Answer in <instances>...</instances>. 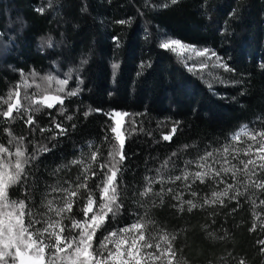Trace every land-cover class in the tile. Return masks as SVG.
I'll return each instance as SVG.
<instances>
[{
  "label": "trees",
  "instance_id": "obj_1",
  "mask_svg": "<svg viewBox=\"0 0 264 264\" xmlns=\"http://www.w3.org/2000/svg\"><path fill=\"white\" fill-rule=\"evenodd\" d=\"M166 38L215 52L231 71L220 69L216 80L207 79L162 48ZM49 76L54 79L42 93L37 86ZM65 78L63 105L29 107L25 92L34 99L55 94V81ZM17 85L21 112H13L15 119L0 116V144L15 151L10 131L24 138L28 153L41 146L49 150L26 165L27 177L9 189L12 200L27 197L33 212H46L42 204L61 195L51 191L53 186L74 188L92 151L100 149L97 160L104 163L112 145L118 146L110 112L120 111L127 113L122 126L126 159L117 173L122 206L115 217L108 214L93 246L147 213L155 227L175 233L177 251L187 264H238L241 259L264 264V227L254 220V208L264 218L263 192L259 200L242 191L231 199L236 195L231 190L223 204H204L214 199L213 191L224 190L214 186L215 180H169L201 170L196 167L201 156L212 151L218 157L230 134L264 114V0H0V111L7 110L4 101ZM76 90L77 95H67ZM28 115L32 126L25 123ZM57 123L65 134H59ZM173 128L171 140H163ZM80 159L83 164L71 163ZM92 170L99 172L97 164ZM161 176L163 184L153 183L148 196L139 195L148 180ZM100 180L98 175L88 181L97 209ZM177 194L197 207L188 211ZM84 203L82 189L66 215L82 219Z\"/></svg>",
  "mask_w": 264,
  "mask_h": 264
},
{
  "label": "snow or ice",
  "instance_id": "obj_2",
  "mask_svg": "<svg viewBox=\"0 0 264 264\" xmlns=\"http://www.w3.org/2000/svg\"><path fill=\"white\" fill-rule=\"evenodd\" d=\"M178 0H171L172 4L177 3ZM51 4V0H49ZM167 6V5H165ZM43 11L42 9L40 10ZM124 23V21H120ZM49 46L50 42H49ZM162 48L176 51L178 48L184 51L194 52L197 57H205L207 60H211L212 57L216 58L214 67H222L225 71H231L226 64H224L217 54L209 49L197 50L194 46L187 45L179 41L178 39H169L161 44ZM205 63L201 64V67H206ZM115 67V65H114ZM33 80H35L37 74L32 73ZM42 79V86L38 85V89L42 93H47V84L54 78L49 76ZM23 87L27 89L30 85L27 83V77L22 74ZM55 83L58 87L55 89V94H43L39 98L34 99L25 92L24 99L28 101V105L32 108L35 105L46 106L49 109L54 108L57 104L63 105L64 97L60 95L65 91L64 86L68 84V78L56 80ZM78 94V90L67 92L68 96H75ZM15 95L16 100L13 103H9ZM36 94L34 93L33 96ZM7 110L0 111V116L5 119L13 117V112L17 114L21 112L20 105V85H17L15 92L8 94V100H5ZM33 110L39 111V107H34ZM25 112L28 108L24 109ZM96 111H101L97 109ZM88 115V113H85ZM127 113L115 112V117L126 116ZM67 119L71 120L72 117L68 116ZM121 119L115 121V126L111 127V132L115 134V140L118 141L117 145H112L108 152V159L104 163H98V155H102L100 149L91 152L88 157L89 162L84 165L81 182L76 183L73 188L71 185L68 187L53 186L52 192L60 193L61 195L54 199H47L42 207L46 208V212H33L32 208L26 203V199L12 200L9 196V189L20 183L22 178L27 177L26 165L36 158L38 153L46 152L47 149L44 146L39 147L32 153H28L23 143V137H16L9 131V144L14 146L15 151L10 153L9 149L0 144V158L6 159L5 163H0V264H158L163 261L164 264H173V260L176 257V251L172 246V241L175 237L169 239L168 235L160 236V241H163L164 246L157 241L156 236H153L149 230V226L153 223L148 218L147 213L144 216H139L130 225L123 228L112 230L99 241L98 246L94 247L93 242L96 239V232L102 228L108 214L111 213L115 217L121 204L118 202L120 195L117 188V173L121 171L120 165L126 159L124 153L125 138L121 132ZM2 122V121H0ZM25 123L32 126L35 122L31 115H28ZM74 127V125H73ZM55 128L59 130V134L63 135L67 129L57 123ZM248 126L245 125L236 133L233 137L234 140H239L241 134L249 136L253 143H258L259 147L255 149L256 152L262 153L259 157L264 160V131L261 132H248ZM51 131L52 129H48ZM41 132L45 129L41 128ZM176 129L173 128L172 132L167 135H163L162 139L165 141L171 140L172 135ZM257 136L260 140L257 141ZM106 139H108L106 137ZM91 146V142L89 144ZM253 145L249 144L247 149H232L236 153L232 159H236L240 151H244L245 155H249L252 151ZM219 152V150H217ZM230 154V147L226 146L222 152H219V157L214 156L212 151H207L196 162L197 169L193 173L184 171L182 175L169 177V180L187 181L191 176L193 182L199 180L204 183L205 178L217 180L220 184H226L222 173L227 176L232 174V178L236 179L237 168L235 164L228 159ZM175 155V154H173ZM117 156L119 159H117ZM14 157V160L10 159ZM211 158V162H210ZM74 165L83 164V160H73L71 162ZM186 165H190L192 161H186ZM239 163L243 165V171L249 176L255 175L253 170L249 169V165L252 164L255 167V162L252 159L247 161L240 160ZM93 164H97L99 172L93 171ZM168 161L164 162L163 167H166ZM216 164L220 167L217 169ZM261 169H264V163L259 165ZM158 172L160 170H157ZM101 176L100 183L96 185L99 190V205L97 209V200L94 198L93 190L89 187L88 181L92 177ZM219 178V179H217ZM148 178H146L147 180ZM80 181L81 178L77 177ZM159 182L164 183L163 176L160 180L155 179L148 180V186L143 192H140L141 197H146L152 192L151 185ZM256 187L264 188V181L255 185ZM191 187V185H186ZM234 185L227 183L223 191H213V200H204V204L219 202L223 204L222 197H228L229 191L233 190ZM86 191V203H84L82 212L83 218L76 219L73 216L66 215L73 211V204L81 196V190ZM163 192V189H161ZM171 188L168 192H172ZM193 196L196 192L191 193ZM160 195V193H156ZM243 195V193L236 192V195L230 197L236 199V196ZM76 198V200H74ZM176 199L181 200V204L186 203L188 211L197 207V204L192 200L183 201L181 195L177 194ZM264 203V201H262ZM181 210L183 208L181 207ZM64 220H69L70 224L65 225ZM40 225V227H37ZM67 233V234H66ZM264 245V240L260 241ZM111 245V247H109ZM264 251V249H261ZM176 264H180L176 261ZM238 264H246V261L241 259Z\"/></svg>",
  "mask_w": 264,
  "mask_h": 264
},
{
  "label": "rangeland",
  "instance_id": "obj_3",
  "mask_svg": "<svg viewBox=\"0 0 264 264\" xmlns=\"http://www.w3.org/2000/svg\"><path fill=\"white\" fill-rule=\"evenodd\" d=\"M169 39H174V38H166L164 40V42H166ZM181 41V40H179ZM163 42V43H164ZM184 44L187 45H191L194 46L197 50H203L205 48H201V47H197L195 45L192 44H188L186 42L181 41ZM174 52V51H173ZM175 53L182 59V61L187 65L188 68L199 72L200 74H202L204 77H206L209 80H216L217 79V74L219 73L220 69H224L222 67H214L213 65L215 64L216 58L212 57L211 60H207L205 57H197L195 55L194 52H189V51H184L182 49H177L175 51ZM205 63L207 66L206 67H201V64ZM16 100V98H15ZM14 100V102H15ZM115 112H120V111H112L110 112L111 117L114 119V121H116L117 119H121L120 117H115ZM121 113V112H120ZM123 122H124V116L121 119V132L122 131V126H123ZM247 125L248 126V132H261L264 131V114L259 116L258 118H256L255 120L249 122V123H245L243 124L240 128H238L236 131H234L232 134H230L227 143L223 146L226 147H230V154L228 156V159L231 160V162L233 164H235L237 166L238 169H240V171H237L236 173V179L232 178V174L229 173L227 176H224V174L222 173L221 175L223 176L224 180L227 183H231L234 185L233 188V192H244L246 194H256V196L258 197L257 199L259 200L260 198H262L261 193H264V188H260V187H256L255 185L258 183H261L262 181H264V169H261L259 167V165H261L262 163H264V160H261L259 157L262 155V153H258L255 151L256 148L259 147L258 143H253V141L249 138V136L241 134L240 139L239 140H234L233 137L235 136L236 133L240 132V130L243 128V126ZM260 140V137L257 136V141ZM252 144L253 145V149L252 151L249 153V155H245L244 151H240L239 155L237 156L236 159H232L233 155H236V153L234 151H232V149H247L248 145ZM223 151V149H222ZM221 151V152H222ZM219 157V156H218ZM249 159H252L255 162V167L250 164L248 167L250 170H253L255 172V175H251L249 176L248 174H246L242 169H243V165H241L239 163L240 160H244L247 161ZM220 165L216 164V168L219 169ZM219 179V178H217ZM226 184H220L217 182V180H215V185L221 189H224L226 187ZM254 201V200H253ZM260 203H262V201H264V199H260L259 200ZM254 203H256V201H254ZM257 211V213H256ZM254 215L256 218H254L255 223L258 225L260 224V227H264V218L263 215L258 212V210H255L254 208ZM139 217V216H137ZM136 218H134L129 224L125 225L128 226L130 225L133 221H135ZM123 226V227H125ZM121 227V228H123ZM155 224L152 223L149 226V230L151 231L153 236H156L157 241H159L161 243V246H164L163 241H160V236L163 235H168L169 239H171V237H175V233L168 231L167 229H161L158 227H155ZM120 229V228H119ZM117 230V229H116ZM263 234V231L261 232L260 235ZM104 236L101 237L100 240L103 239ZM176 239V237H175ZM175 239L172 241V246L176 251V257L173 260V264H176V261H179L180 264H187L186 261L181 257V255L178 253L177 248H176V243H175ZM98 246V245H97ZM109 247H111V245H109ZM158 264H164L163 261L158 262Z\"/></svg>",
  "mask_w": 264,
  "mask_h": 264
}]
</instances>
